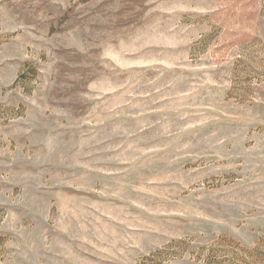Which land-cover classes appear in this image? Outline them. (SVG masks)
<instances>
[{"label":"rangeland","instance_id":"rangeland-1","mask_svg":"<svg viewBox=\"0 0 264 264\" xmlns=\"http://www.w3.org/2000/svg\"><path fill=\"white\" fill-rule=\"evenodd\" d=\"M0 264H264V0H0Z\"/></svg>","mask_w":264,"mask_h":264}]
</instances>
